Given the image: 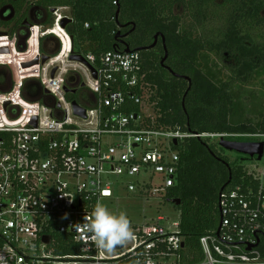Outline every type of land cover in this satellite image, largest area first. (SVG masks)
Instances as JSON below:
<instances>
[{
	"label": "built area",
	"instance_id": "built-area-1",
	"mask_svg": "<svg viewBox=\"0 0 264 264\" xmlns=\"http://www.w3.org/2000/svg\"><path fill=\"white\" fill-rule=\"evenodd\" d=\"M66 10H53L51 27L63 19L72 23ZM43 28H30V38L36 30V51L19 62L4 58L16 51V36L0 37L11 42L8 53H0V69L9 73L8 89L0 91V264H183L179 222L171 230L168 219L157 216L110 254L74 225L85 223L97 201H110L116 192L174 200L168 194L176 186L177 148L184 140L262 141L264 135L193 134L163 126L139 52L82 55L94 78L82 64L68 63L71 45L64 62L57 60L62 42ZM49 35L59 40L60 51L41 65L38 42ZM36 58L38 65L22 67ZM71 76L83 84L85 106L76 103L84 117L74 114L71 94L64 91L74 89L67 86ZM31 80L39 84L40 96L32 93L29 100L23 91ZM253 167L248 175L256 189L237 184L220 193L218 234L200 238L203 259L196 264H264L257 248L247 251L256 237L264 238V169Z\"/></svg>",
	"mask_w": 264,
	"mask_h": 264
},
{
	"label": "trees",
	"instance_id": "trees-1",
	"mask_svg": "<svg viewBox=\"0 0 264 264\" xmlns=\"http://www.w3.org/2000/svg\"><path fill=\"white\" fill-rule=\"evenodd\" d=\"M8 3H13L18 14L25 6L46 11L69 8L73 21L65 31L73 39L72 50L81 55L124 51V47L114 46L119 26L135 27L128 48L139 52L143 59L145 81L161 125L193 134L264 135V117L254 126L231 121L238 115L230 91L232 83L246 85L264 71V0H36L33 4L0 0V8ZM178 8L192 21L193 38L181 32L182 19L175 14ZM45 23H49V18ZM60 33L67 42L65 32ZM157 35L165 41L166 66L175 76L160 66L159 57L164 53L161 48L149 52L137 48L140 43H152ZM35 36L36 30L25 54L12 50V55L5 59L10 63L19 55L32 57ZM0 42L4 49H9L11 42L4 38ZM69 48L70 44L66 51ZM207 53L231 60L226 82L217 85L205 75ZM227 140L259 141L234 137ZM177 149V182L168 195L180 201L176 208L184 244L182 262L196 264L203 259L200 238L214 235L218 229L220 193L237 184L254 189L258 184L242 163L222 156L224 149L218 142L213 145L209 139L192 138L184 140ZM241 161L256 162L245 156ZM257 250L264 258V238Z\"/></svg>",
	"mask_w": 264,
	"mask_h": 264
},
{
	"label": "rangeland",
	"instance_id": "rangeland-1",
	"mask_svg": "<svg viewBox=\"0 0 264 264\" xmlns=\"http://www.w3.org/2000/svg\"><path fill=\"white\" fill-rule=\"evenodd\" d=\"M28 2H31L32 4L36 2V0H27ZM64 14L66 11L63 12ZM175 14L181 16V32L182 33H189L190 36L193 38L195 36V29L192 24V21L188 18L187 15L182 13V10L180 8L175 10ZM49 23H40L39 25L35 26H43L44 29H49L51 27L52 23V17H49ZM66 33V31H65ZM67 34V33H66ZM68 35V34H67ZM36 51V49H35ZM33 53V52H32ZM32 54H30L29 57H18L14 59L16 62L28 59L31 57ZM230 59H220L216 55L212 53H207V56L205 58V63L207 64V68L205 71V75L211 79L215 84L220 85L223 82H226L229 77V71L227 69V66L230 64ZM68 63H71L68 61ZM4 71L5 73L8 72V69H0L1 71ZM3 81L1 80L0 83ZM34 87L37 88L38 96H40V86L36 82H32L31 84H27L25 86V96L32 94V89ZM8 89V88H7ZM84 90L73 94L70 96L69 99L76 101L78 103H81L80 100L86 101V95L82 93ZM231 94L233 99L235 100V104L237 106L236 114L238 115L233 117L231 120L232 122H242L245 124H251L252 126L258 124L262 117H264V71H260L249 83L246 85H240L236 82L232 83L231 85ZM33 96V95H30ZM31 98V97H28ZM83 106H85L83 103H81ZM216 142V140L209 139V143L213 144ZM264 142V140H262ZM220 147V146H219ZM219 149L218 147H216ZM222 156H226V158L229 161H238L239 163H242L247 171L253 170L254 165L257 166L258 171H261L264 169V159L261 161L255 162V163H248L242 162L241 157L242 155H239L235 152H229L224 150V152L221 153ZM111 201V202H110ZM109 200H103L102 203L105 204L108 209L111 212L119 213V212H125L131 221L132 231L134 232V229L151 221H155L157 216H162L165 219H168L166 224L168 227H170L171 230H173V227H171V224L174 222H179L180 219V213L177 210L176 206L173 205L170 202H163L161 199H140L136 195H130V194H118L117 192L114 193L112 199Z\"/></svg>",
	"mask_w": 264,
	"mask_h": 264
},
{
	"label": "flooded vegetation",
	"instance_id": "flooded-vegetation-1",
	"mask_svg": "<svg viewBox=\"0 0 264 264\" xmlns=\"http://www.w3.org/2000/svg\"><path fill=\"white\" fill-rule=\"evenodd\" d=\"M12 2H19L22 0H11ZM27 0H25L26 2ZM25 8V9H24ZM23 10L20 11L18 14L17 9L14 7L13 3H8L5 6L0 8V33L10 34L14 35L17 38V45L20 44V42L24 39V37L28 34H30V28H32L35 25H39L40 23H45L46 20L51 16L52 12L56 8H49L48 11L41 9V8H35V7H27L25 6ZM66 13H69L70 9L66 8ZM50 19V18H49ZM135 27H132V29H128L126 27V24L120 25L118 32L116 33L114 37V46L117 48H121L127 46L130 47L129 44H131V40L134 38L133 32ZM59 30V32H58ZM62 29L59 25H56L54 27H50L48 29V33L54 34L57 37H59L63 41V49L62 54L60 58L64 56V54L67 53L66 48H68L69 39L67 37V42L65 41L63 35H61L60 31ZM65 31V30H64ZM49 35L45 36L41 39V42L39 40L38 44V56L41 58L43 54L49 56L52 58L54 53L59 49L60 50V42L59 40L54 36ZM33 36V33L31 35V38ZM157 39L152 41L150 44L140 43L138 44L137 48L144 52H149L152 50H156L161 48L163 50V56L159 57L160 66L164 69H166L169 73V68L166 66V62L168 59V54L165 52V41L163 44V38L161 35H157ZM3 37V36H0ZM30 40V39H29ZM28 46V45H27ZM2 50V49H1ZM131 51V50H130ZM74 52V51H73ZM76 53V52H74ZM5 54V53H4ZM78 54V53H76ZM81 55V54H80ZM82 56V55H81ZM7 55L4 56L6 58ZM169 62V61H168ZM1 73V72H0ZM173 76L174 73H171ZM1 78L3 82L9 83V73L8 72H2ZM185 80V79H184ZM187 81V80H185ZM188 82V81H187ZM79 79L77 77H69L67 81V86H73L75 91V94L84 90L82 87V84H79ZM32 93L37 95L38 91L35 87L32 89ZM227 140V139H226ZM232 141V140H231Z\"/></svg>",
	"mask_w": 264,
	"mask_h": 264
},
{
	"label": "water",
	"instance_id": "water-1",
	"mask_svg": "<svg viewBox=\"0 0 264 264\" xmlns=\"http://www.w3.org/2000/svg\"><path fill=\"white\" fill-rule=\"evenodd\" d=\"M69 24H71V20L63 19L59 23V26H60V28L62 30H65L66 27ZM4 35H6V34L5 33H0V36H4ZM157 37L158 36H155V40L157 39ZM29 39H30V34L26 35L24 37V39L20 42V44H18L16 46V51L18 53H24V52L27 51V44H28ZM69 40H70V43H71V52H70V55L68 57V61L71 62V63L82 64L83 66H85L86 68L89 69V71L91 72L92 76L95 78L96 74H95V71L93 70V68L85 61V59L80 54H76V53L73 52V50H72V43H73L72 37L69 36ZM163 44H164V41H163ZM59 51L60 50L58 49L54 53V55L56 56L59 53ZM124 52L129 53L131 51H130V49L127 46H125ZM0 53L7 54L8 50L7 49H2V50H0ZM49 58H50L49 56L43 54L41 56V58H40V64L41 65L45 64L48 61ZM38 63H39V59L36 58L33 62H31L29 64H25L22 67L23 68H29V67H33V66L38 65ZM55 71H56L55 69L52 70L51 77L54 76ZM184 79L189 82V79H187V78H184ZM82 87H83V84H82ZM64 91H65V93H68V94L70 93L71 95L75 94L74 90H70L66 86L64 87ZM71 104H72V108H73L74 114L77 115V116L84 117V111L77 106L76 101H72ZM174 144H176V142H174ZM218 144H219V146L222 149H224L226 151L235 152V153H237L239 155L248 157L251 160H256V162L261 161L262 158H264V142H262V141H258V142H237V141H230V140L221 139L218 142ZM170 203H172L175 206H179L180 201L175 199V200H171ZM218 231H219V228L217 229V234H218ZM44 240L46 241L47 244H49V238L48 237L45 238ZM259 242H260L259 238L256 237V243L254 245L248 246L247 247V251H250L251 249L257 248ZM183 245L184 244H182V247H183ZM116 249H121V246H118Z\"/></svg>",
	"mask_w": 264,
	"mask_h": 264
},
{
	"label": "clouds",
	"instance_id": "clouds-1",
	"mask_svg": "<svg viewBox=\"0 0 264 264\" xmlns=\"http://www.w3.org/2000/svg\"><path fill=\"white\" fill-rule=\"evenodd\" d=\"M85 223L74 225L91 234V240L102 252L112 253L134 238L131 221L125 212L114 213L97 201L90 216L84 217ZM150 264V262H149Z\"/></svg>",
	"mask_w": 264,
	"mask_h": 264
},
{
	"label": "crops",
	"instance_id": "crops-1",
	"mask_svg": "<svg viewBox=\"0 0 264 264\" xmlns=\"http://www.w3.org/2000/svg\"><path fill=\"white\" fill-rule=\"evenodd\" d=\"M70 45H71V44H70ZM16 52H17V51H16ZM17 53H18V52H17ZM19 57H23V56H20V55H19ZM17 58H18V57H17ZM1 69H5V68H1ZM2 72H3V70L1 71V73H2ZM1 73H0V74H1ZM1 80H2V78H1V75H0V82H1ZM2 81H3V80H2ZM32 82H35V81H33V80L28 81L27 84H31ZM6 83H7V82H2V83H0V91H1V92H3V91H7V89L5 88V87H6ZM34 88H35V87H34ZM23 93H24V91H23ZM31 93H32V92H31ZM24 94H25V93H24ZM30 95H32V94H30ZM30 95H27L26 98L29 99L28 97H31V98L33 97V96H30ZM29 100H32V99H29Z\"/></svg>",
	"mask_w": 264,
	"mask_h": 264
},
{
	"label": "bare ground",
	"instance_id": "bare-ground-1",
	"mask_svg": "<svg viewBox=\"0 0 264 264\" xmlns=\"http://www.w3.org/2000/svg\"><path fill=\"white\" fill-rule=\"evenodd\" d=\"M59 38V37H58ZM31 39V38H30ZM60 39V38H59ZM61 40V39H60ZM29 42V41H28ZM61 42H62V49H63V41L61 40ZM69 44H70V42H69ZM62 49H61V53H60V55L58 56V58H57V60H65L66 59V56H67V54H68V52H69V50L67 51V53L66 54H64V56L62 57V58H60V56H61V54L63 53L62 52ZM70 49V48H69ZM23 54H25V53H23ZM64 62V61H63Z\"/></svg>",
	"mask_w": 264,
	"mask_h": 264
}]
</instances>
